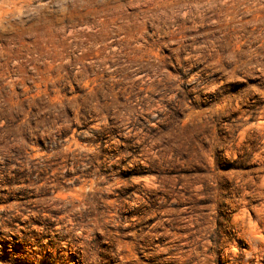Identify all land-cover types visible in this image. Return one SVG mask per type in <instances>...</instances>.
<instances>
[{
    "label": "rangeland",
    "instance_id": "rangeland-1",
    "mask_svg": "<svg viewBox=\"0 0 264 264\" xmlns=\"http://www.w3.org/2000/svg\"><path fill=\"white\" fill-rule=\"evenodd\" d=\"M0 177V264H264V0H0Z\"/></svg>",
    "mask_w": 264,
    "mask_h": 264
},
{
    "label": "trees",
    "instance_id": "trees-1",
    "mask_svg": "<svg viewBox=\"0 0 264 264\" xmlns=\"http://www.w3.org/2000/svg\"><path fill=\"white\" fill-rule=\"evenodd\" d=\"M8 168V167H7ZM15 172L16 175H23L25 176V167L23 168L21 165H18L16 166V168L13 170ZM8 176L10 177V175L8 174ZM3 177V176H2ZM0 177V181H4V178ZM8 178V177H7ZM20 179H15V178H11L10 180H7L6 183L3 182V184H6V186H8V189L5 194H6V200H14V198H17V195L15 194L16 192L14 191V189H12L13 186H20L19 188L16 189L17 192H20L22 189L21 187L23 186V181H19ZM1 185V184H0ZM1 200V199H0ZM2 224L5 223V221L1 222ZM37 224L38 226H43V225H40L38 223H35ZM45 229V232H49V230H46L47 229V226L46 227H43ZM14 227L12 226L11 227V231L13 230L14 231ZM31 234H33V232H30ZM29 233V234H30Z\"/></svg>",
    "mask_w": 264,
    "mask_h": 264
}]
</instances>
